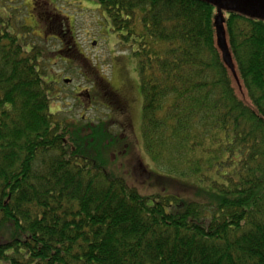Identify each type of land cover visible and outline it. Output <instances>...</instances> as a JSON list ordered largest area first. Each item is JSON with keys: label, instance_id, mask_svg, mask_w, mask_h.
<instances>
[{"label": "trees", "instance_id": "16d2710c", "mask_svg": "<svg viewBox=\"0 0 264 264\" xmlns=\"http://www.w3.org/2000/svg\"><path fill=\"white\" fill-rule=\"evenodd\" d=\"M96 1L135 42L144 148L169 168L135 169L163 189L143 194L109 169L115 123L51 112L56 81L32 27L0 16V264H264V20L205 0Z\"/></svg>", "mask_w": 264, "mask_h": 264}, {"label": "rangeland", "instance_id": "374dc122", "mask_svg": "<svg viewBox=\"0 0 264 264\" xmlns=\"http://www.w3.org/2000/svg\"><path fill=\"white\" fill-rule=\"evenodd\" d=\"M0 16L5 20L9 18L17 30L22 24L32 27L29 40L41 46L44 78L56 81L51 112L57 111L60 119L72 124L101 120L115 123L114 130L123 141L108 154L110 160L113 155L109 169L127 177L143 194L161 191L163 186L145 183L147 177L141 178L135 169L138 158L152 171L169 169L165 162L158 166L152 161L144 148L143 96L134 56L135 42L125 41L121 37L123 32L114 30L96 0H0ZM215 40L236 93L250 103L225 26L218 21ZM74 42H77L76 51L72 46ZM79 52L84 55H78ZM99 76L109 82V87ZM110 86L120 93L126 112L122 113L112 104L111 94L107 97L106 89L111 91ZM100 95L108 106L92 104Z\"/></svg>", "mask_w": 264, "mask_h": 264}, {"label": "water", "instance_id": "95a60500", "mask_svg": "<svg viewBox=\"0 0 264 264\" xmlns=\"http://www.w3.org/2000/svg\"><path fill=\"white\" fill-rule=\"evenodd\" d=\"M205 1L223 10L235 11L264 20V0H205Z\"/></svg>", "mask_w": 264, "mask_h": 264}, {"label": "flooded vegetation", "instance_id": "af4514ba", "mask_svg": "<svg viewBox=\"0 0 264 264\" xmlns=\"http://www.w3.org/2000/svg\"><path fill=\"white\" fill-rule=\"evenodd\" d=\"M98 90V89H97ZM111 92L112 93H117L118 94V96L120 97V93L118 92V90H111ZM106 95H107V97H108V94H107V92H106ZM102 95H100V96H97V97H95V99H94V101L92 102V104H100V103H102V104H105V105H107L106 104V101L105 100H102ZM121 98V97H120ZM109 105V104H108ZM107 105V106H108ZM127 107V106H126Z\"/></svg>", "mask_w": 264, "mask_h": 264}]
</instances>
